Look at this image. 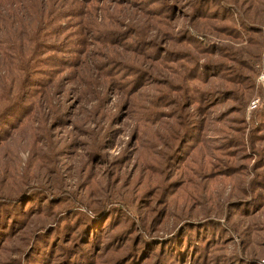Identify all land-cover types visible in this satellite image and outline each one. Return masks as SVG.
Wrapping results in <instances>:
<instances>
[{
	"label": "rangeland",
	"instance_id": "obj_1",
	"mask_svg": "<svg viewBox=\"0 0 264 264\" xmlns=\"http://www.w3.org/2000/svg\"><path fill=\"white\" fill-rule=\"evenodd\" d=\"M261 75L264 0H0V264H264Z\"/></svg>",
	"mask_w": 264,
	"mask_h": 264
},
{
	"label": "built area",
	"instance_id": "obj_2",
	"mask_svg": "<svg viewBox=\"0 0 264 264\" xmlns=\"http://www.w3.org/2000/svg\"><path fill=\"white\" fill-rule=\"evenodd\" d=\"M260 83L264 86V75L260 76ZM261 97L260 96H255L253 97L248 104V110L253 111L256 110L260 105H261ZM264 262V260H263Z\"/></svg>",
	"mask_w": 264,
	"mask_h": 264
},
{
	"label": "trees",
	"instance_id": "obj_3",
	"mask_svg": "<svg viewBox=\"0 0 264 264\" xmlns=\"http://www.w3.org/2000/svg\"><path fill=\"white\" fill-rule=\"evenodd\" d=\"M255 96H257V95H255ZM254 97V96H253ZM249 103V102H248ZM199 175H201V176H206V172L204 171V172H202V173H199ZM216 177H219V176H216ZM216 177H213L212 179H215ZM211 179L210 177H205V179ZM217 180V179H216ZM207 181V180H206ZM13 205V203H11L9 206H6V205H2V207H4L3 209L0 207V212H1V214H2V212H3V214H4V217H5V215H7V211H8V209L10 210V207ZM3 217V218H4ZM3 218H2V220H3ZM35 257H37V256H35Z\"/></svg>",
	"mask_w": 264,
	"mask_h": 264
}]
</instances>
